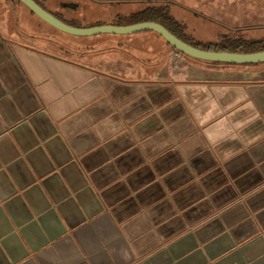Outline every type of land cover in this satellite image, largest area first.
Here are the masks:
<instances>
[{"label":"crops","instance_id":"crops-1","mask_svg":"<svg viewBox=\"0 0 264 264\" xmlns=\"http://www.w3.org/2000/svg\"><path fill=\"white\" fill-rule=\"evenodd\" d=\"M63 8L79 29L137 14ZM56 32L0 0V264H264V64Z\"/></svg>","mask_w":264,"mask_h":264},{"label":"rangeland","instance_id":"rangeland-1","mask_svg":"<svg viewBox=\"0 0 264 264\" xmlns=\"http://www.w3.org/2000/svg\"><path fill=\"white\" fill-rule=\"evenodd\" d=\"M118 1V3L111 4L110 2ZM40 0L41 5H44V9L47 11L48 8L51 11L62 12L64 6L67 8L77 7L78 10L74 12H113V11H124L138 13L148 8H161L167 7L166 9L170 12L172 17L185 24L188 28V34L190 38L195 40H212L215 41L221 35L227 34L226 30L233 31V27L236 31H240L241 38L251 39H262L264 38V0ZM164 1V2H158ZM247 1L248 5L244 10L232 11L234 4H242ZM100 2V3H99ZM250 4H252L250 6ZM243 6L245 4L243 3ZM66 9V8H65ZM209 9V10H206ZM66 11H73L67 9ZM214 12L218 13L216 16L219 22L225 23L232 28L221 26L216 24L214 21L203 23V19H198L197 14L213 15ZM90 22L93 21L89 20ZM212 24V25H211ZM197 30V35L194 36V30ZM21 29L24 32L31 30L35 35H42V31L32 29L27 24H22ZM226 29V30H225ZM55 30V29H54ZM48 37L47 34H44ZM234 36L235 33L230 34ZM76 37H70L60 32H56L52 37L51 41L59 45H70Z\"/></svg>","mask_w":264,"mask_h":264},{"label":"water","instance_id":"water-1","mask_svg":"<svg viewBox=\"0 0 264 264\" xmlns=\"http://www.w3.org/2000/svg\"><path fill=\"white\" fill-rule=\"evenodd\" d=\"M32 12L39 20L47 24L56 31L76 38H89L99 35L130 36L144 31L154 32L159 35L173 49L183 53L185 56L194 60L226 64V65H260L264 64V52L254 54H232V53H213L196 49L170 33L165 27L156 23H139L132 26H102L90 29H79L72 27L48 11L43 9L34 0H16Z\"/></svg>","mask_w":264,"mask_h":264},{"label":"trees","instance_id":"trees-1","mask_svg":"<svg viewBox=\"0 0 264 264\" xmlns=\"http://www.w3.org/2000/svg\"><path fill=\"white\" fill-rule=\"evenodd\" d=\"M161 8H148L140 13L134 14L129 18L120 19V25H135L139 23H156L165 27L170 33L176 36L184 43L199 49L201 51L213 52V53H232V54H254L264 52V38L258 40H250L240 37V33H235L234 36L229 34L221 35L215 41H203L190 38L188 34V28L182 22L175 20L170 12ZM51 14V13H50ZM61 20V19H59ZM62 22L74 27L73 23L63 21ZM176 53L184 58L193 60L195 62L209 64L214 67L224 66L226 64L207 63L198 60H194L185 56L183 53L175 50Z\"/></svg>","mask_w":264,"mask_h":264}]
</instances>
